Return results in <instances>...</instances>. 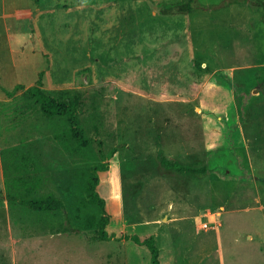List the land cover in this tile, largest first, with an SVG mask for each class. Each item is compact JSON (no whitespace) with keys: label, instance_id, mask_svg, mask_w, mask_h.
<instances>
[{"label":"rangeland","instance_id":"rangeland-1","mask_svg":"<svg viewBox=\"0 0 264 264\" xmlns=\"http://www.w3.org/2000/svg\"><path fill=\"white\" fill-rule=\"evenodd\" d=\"M183 1L0 0V85L25 86L0 88V264H151L97 237L94 173L107 230L153 235L160 264H264V0ZM40 73L86 145L29 98Z\"/></svg>","mask_w":264,"mask_h":264},{"label":"trees","instance_id":"trees-1","mask_svg":"<svg viewBox=\"0 0 264 264\" xmlns=\"http://www.w3.org/2000/svg\"><path fill=\"white\" fill-rule=\"evenodd\" d=\"M35 3H38L39 0H34ZM186 3V0L183 1L182 4ZM186 12V10L182 7H179L176 9V12ZM197 67L200 68V66L197 65ZM0 88L6 92L7 96H13L15 93L20 90L24 89L25 86L22 84H17L14 86V88L9 91L0 86ZM26 93L28 94L29 98L39 106L40 111L49 117H69V122L71 123V129L73 132V135L76 140H83L84 138V131L81 127L77 124V109L81 108L83 106V103H80L78 107H74L70 102L68 101H60L55 96L47 94L42 89V73L39 74V78L37 79L35 85L31 86L26 90ZM252 95L250 93L245 94L242 96L241 103H240V116L243 119L245 116V110L247 106L250 103ZM238 130V123H234L229 129L226 134V141L228 144V147L230 149V152L234 155L237 161L238 167L242 170V176L246 178H252L251 173L248 171V169L244 166V161L242 156L238 153L236 145H235V137L234 134ZM83 142V141H82ZM87 139H85V145L87 144ZM170 164L174 166H178L179 164L174 161L170 160ZM181 167V166H180ZM189 172L194 174H203L207 172V170H201V169H188ZM213 170V169H211ZM223 174H226V171H223ZM98 185H99V176L92 175L89 178L88 186H89V202L96 205L99 209V211L103 214L101 220H100V233L97 235L98 238L103 240H108L111 238H115L117 240H127L130 241L136 245L139 246H145L146 249L150 253V262L151 264H160L159 260V248L155 244V237L153 235H140V234H120L116 235L115 233H110L107 230V226L109 223L108 217L106 216V205L105 200L102 198L98 191ZM22 204L25 206H28L29 208L38 211V212H44V211H54L63 209L64 205L63 203L52 197L48 196L45 198H35L31 200H22Z\"/></svg>","mask_w":264,"mask_h":264},{"label":"built area","instance_id":"built-area-1","mask_svg":"<svg viewBox=\"0 0 264 264\" xmlns=\"http://www.w3.org/2000/svg\"><path fill=\"white\" fill-rule=\"evenodd\" d=\"M212 223L208 222V221H205V222H201L200 225H199V228L200 229H203V230H209L210 228L213 227V225H211Z\"/></svg>","mask_w":264,"mask_h":264},{"label":"crops","instance_id":"crops-1","mask_svg":"<svg viewBox=\"0 0 264 264\" xmlns=\"http://www.w3.org/2000/svg\"><path fill=\"white\" fill-rule=\"evenodd\" d=\"M29 12H30V11H29ZM17 13H18V12H17ZM3 16H4V18H7L8 15H3ZM16 85H17V84H16ZM0 86H1V85H0ZM1 87H2V86H1ZM2 88H3V87H2ZM9 91H11V90H9Z\"/></svg>","mask_w":264,"mask_h":264}]
</instances>
